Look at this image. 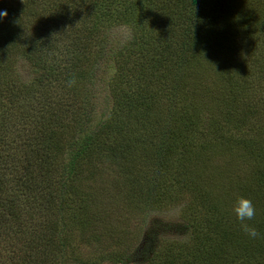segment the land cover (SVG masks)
<instances>
[{"label": "trees", "instance_id": "1", "mask_svg": "<svg viewBox=\"0 0 264 264\" xmlns=\"http://www.w3.org/2000/svg\"><path fill=\"white\" fill-rule=\"evenodd\" d=\"M64 1L0 0V11L7 13L0 18V227L11 229L14 225L18 234L4 247L0 243V264H130V254L122 251V241L115 242L117 249L108 254L103 248L87 257L85 250L80 252L76 246L72 248L76 254L65 250L74 243L70 239L72 230L59 225L62 213L72 204L78 207L79 215L88 209L82 202L77 204V198L67 201L78 189L75 177L79 163L91 157L90 165L96 156L115 158L120 152L122 157L135 141L132 134L137 133L136 125L145 126L141 135L148 134L166 104H173L178 114L182 112L188 126L195 124L202 107H209L207 87L211 82H221V94L227 98V92L238 91L232 82L238 80V71H242L244 75L240 74L238 80L243 87L241 97L250 93L247 89L252 84L251 77L255 71L264 70V45L245 51L256 59V65L246 57L236 63L229 61L237 59L234 54L248 45L244 39L257 37L258 43L264 40L263 9L240 10L236 6L237 15L232 22L235 32L229 38L225 30L222 42L217 32L231 24L219 20L224 0H168L173 23L177 26L186 22L191 39L176 47L170 48L167 43L161 50L155 49L148 64L132 70L139 77L137 87L131 92L116 93L112 108L94 123L97 106L90 97L89 84L95 72L92 68L97 66L94 58L99 53H91L87 39L108 20L111 6L118 0ZM60 2L57 10L51 7ZM88 18L93 22L87 23ZM236 18L239 19L235 21ZM79 21L84 27L81 33L75 25ZM239 25L246 29L247 36ZM69 32L72 36L67 35ZM205 54L212 63L209 67L203 62ZM20 61L32 70L31 84L21 78ZM69 81L74 83L69 86ZM36 102L40 106L33 114L28 107ZM207 111L206 108L204 112ZM9 133L11 136H4ZM9 180L15 183L14 188L8 186ZM38 212L45 214L42 220L52 225H35ZM195 220L199 222L196 218L191 221ZM196 223L191 225L189 241L168 242L146 264H214L227 246L225 228L215 225L220 228L213 230L211 225ZM80 226L83 234L91 227ZM47 227L46 232L43 229ZM234 227L235 233L242 230L239 225ZM97 236L95 244L107 241ZM246 236L239 233L235 238L243 240ZM3 250L7 252L4 254ZM247 252L244 249L229 256L243 261L250 255Z\"/></svg>", "mask_w": 264, "mask_h": 264}, {"label": "rangeland", "instance_id": "2", "mask_svg": "<svg viewBox=\"0 0 264 264\" xmlns=\"http://www.w3.org/2000/svg\"><path fill=\"white\" fill-rule=\"evenodd\" d=\"M167 1L118 0L111 6V16L103 21L101 28L95 34L87 31L93 34L87 39L88 49L91 53H99L94 58L97 66L92 68L95 72L89 84L90 97L97 106L94 123L112 108L116 93L131 92L137 87L139 77L133 75L132 70L139 69L142 63L148 64L155 49L161 50L167 43L170 48L176 47L191 39L185 29L186 22H179L177 26L173 23V10ZM237 1L236 5L235 0H224L220 8L222 19L219 20L231 23L217 32L222 42L225 30L229 38L235 32L232 22L237 15L236 6L240 10L262 7L264 14V0ZM59 4L61 2L51 7L57 10L61 7ZM176 17L180 20L179 15ZM86 22L92 23L93 19L88 18ZM75 25L81 33L82 23L79 21ZM241 26L243 35L247 36L248 32ZM76 30L75 27L74 34ZM67 35L72 36L71 32ZM259 39H244L248 45L234 54L237 59L229 62L244 61L246 57L256 65V59L245 51L264 45V40L258 43ZM203 56L206 57L204 64L207 67L212 65L206 54ZM217 62H220V54ZM28 65L20 61L19 71L21 78L31 84L34 77ZM201 67L206 66L201 64ZM159 74L162 75V71ZM240 74L244 75L238 71V80ZM261 75L264 76V70L255 71L247 89L250 93L243 98V87L237 79L232 83L238 91L227 92V98L221 94V82H211L207 87L210 96L206 103L209 107H202L191 126L187 125L182 112L178 114L177 108L175 111L173 104H166L157 121L152 122L153 129L148 134L141 135L145 126L136 125L137 133L132 134L135 141L122 157L120 152L115 158L96 156L90 165L91 157L81 161L75 177L78 189L75 188L67 201L77 198L78 201L74 202H82L88 205V209L79 215L78 207L72 204L65 208L62 218L57 215L61 218L59 225L72 230L70 239L75 245L70 244L65 250L76 254L72 249L76 246L80 252L85 250L87 257L103 248L108 254L111 249H117L115 242L122 241V251L130 254V264H146L168 242L189 241L191 225L196 223L191 220L196 218L198 225H211L213 230L220 228L215 225L225 228L227 246L224 245L221 258L214 260V264H264V77ZM39 106L36 102L28 108L34 114ZM206 108L208 111L204 112ZM58 167L62 169V164ZM8 184L15 187L11 180ZM240 197L250 199L255 208L253 219L245 223L257 229L259 235L256 238L248 235L243 240L235 238L239 233L245 234L243 230L235 233L234 227H241L232 212ZM35 216V225H52L42 220L45 214L38 212ZM79 225L91 227L83 234L79 232L82 229ZM9 229L0 227L1 247L18 235L14 225ZM47 229L43 230L47 232ZM102 229L104 233L101 235ZM96 234L107 241L102 245L95 244ZM244 249H248L250 255L243 261L229 256V253L238 254Z\"/></svg>", "mask_w": 264, "mask_h": 264}, {"label": "clouds", "instance_id": "3", "mask_svg": "<svg viewBox=\"0 0 264 264\" xmlns=\"http://www.w3.org/2000/svg\"><path fill=\"white\" fill-rule=\"evenodd\" d=\"M7 13L0 11V18L6 16ZM74 81H69L68 84L71 86ZM232 212L235 215L236 220L241 222V229L250 237L256 238L259 233L257 229L245 221H251L255 215V208L252 204V201L245 197H240L235 202Z\"/></svg>", "mask_w": 264, "mask_h": 264}]
</instances>
